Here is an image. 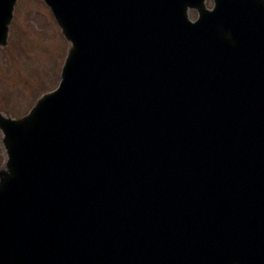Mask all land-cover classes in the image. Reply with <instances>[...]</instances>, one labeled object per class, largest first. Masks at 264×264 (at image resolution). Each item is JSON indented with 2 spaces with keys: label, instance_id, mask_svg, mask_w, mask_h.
<instances>
[{
  "label": "water",
  "instance_id": "water-1",
  "mask_svg": "<svg viewBox=\"0 0 264 264\" xmlns=\"http://www.w3.org/2000/svg\"><path fill=\"white\" fill-rule=\"evenodd\" d=\"M44 1L70 48L55 91L20 119L0 115L7 155L0 169V240H7L0 244V264H264V83L250 75L242 56L245 49L256 58L264 54V0H213L212 10L204 0ZM15 2L0 0L1 46ZM108 6L126 10L132 21L103 17ZM189 8L198 11L194 22ZM212 24L231 37L240 63H230L232 75L221 60L210 63L220 70L214 97L227 111L215 120L243 133L235 152L228 151L232 144L222 150L226 133L198 127L204 117L191 129L180 123L179 111L195 113L198 107L172 81L154 74L155 68V82L164 86L155 91L157 102L166 107L142 99L124 116L130 121L121 130L117 107L90 98L113 73L116 62L107 55L121 53L118 45L135 58L138 43L125 42L127 29L137 42L163 46L175 65L202 57L211 47L206 34ZM84 29L98 34L82 46ZM98 36L103 51L97 47L88 60V46ZM98 59L108 64L93 76L90 64ZM203 64L191 70L198 77ZM92 81L95 88L87 91ZM128 87L134 90L127 96L134 98L139 87L135 81ZM70 89L76 95L71 100ZM121 91L119 104L126 101ZM102 132L106 136L96 137ZM197 135L204 138L195 146ZM109 143L122 148L116 153ZM153 172L155 179L148 177ZM161 179L165 187L154 189Z\"/></svg>",
  "mask_w": 264,
  "mask_h": 264
},
{
  "label": "bare ground",
  "instance_id": "bare-ground-1",
  "mask_svg": "<svg viewBox=\"0 0 264 264\" xmlns=\"http://www.w3.org/2000/svg\"><path fill=\"white\" fill-rule=\"evenodd\" d=\"M136 4H140V0H134ZM119 3V2H116ZM125 3V0L121 2V5ZM105 14H102L103 17H110L116 20H130L132 21V17L130 14L125 12L119 11L117 13L116 11L114 12L113 7H105ZM118 19H117V18ZM132 25V24H131ZM213 28V24L211 25ZM126 27L125 26H118L119 31L124 30ZM83 35L86 37V41H83L81 45L83 46L86 42L88 44L89 42H92L91 40L96 36L97 30H94L91 32V29H89L88 32L84 30ZM224 31L214 28L211 30V32L207 33L206 35L209 37V41L211 44V47L207 50L205 49V52L202 53V57L199 58V56L194 59H186V60H176L175 65L170 64L169 57H165L164 55V48L161 45H156V44H143L140 42L135 41L134 36L131 34L130 30L127 29L126 32L124 33V40L128 45H131L132 43H138L137 48L135 50H132L134 56H129L127 54V50L129 48L127 46H122L118 45V51L121 53H115V54H110L107 55L110 58H112L113 62H116L113 64L114 70L111 75L106 76L105 78L101 79L102 86L99 89L98 92H93V95H91V99H93L96 102L103 101L106 102V106H114L117 107V115L118 118L115 120L121 130L122 127L126 124L129 123V119H125L126 115L130 112H133L136 108L140 107L141 103L143 100L147 103L150 100V104L153 105L156 108L162 109L165 108L166 106H162L160 103H158V99L160 95L155 92L157 88L161 90V84H156V80L153 77L151 71H153V68L156 69L157 75L163 76V80L166 81H172L173 86L175 89L179 90V93H182L185 91L186 96H188L190 101H193L195 103L196 107H198L197 110H195V113H190V111L187 108L182 109V111H179L181 113L180 117V123L182 125H186V128L191 129L193 125H195L197 121L201 120V117H204L203 120L199 123V128L203 127L204 125L207 126V128L204 131L209 130L210 132H213L216 135H220L221 133H226L228 135V140L221 142V147L222 150L226 151L227 146L229 144L233 145V148L228 151H236L237 145H238V138L243 135L242 132L240 131H235V129H232L230 127L223 126L219 120H215V117L219 113H226L227 111L223 109L222 107L224 106V102L221 100L215 99L219 95V88H220V83L217 84V79L216 76H218L219 71L218 68L212 69L210 66V63L212 64H217L221 60V64H223V71H226V75L234 73V67L233 65H230L232 61H234L236 64L239 60L237 59L238 57H235L234 54L232 53L233 49L231 46L230 41V36L228 37ZM101 36H98L97 42L95 44L89 45L87 49V57L88 60H94L95 52L98 50V41H100ZM104 46H100L99 50L103 51ZM208 48V47H207ZM227 51V52H226ZM253 55H256L253 53ZM252 55V53L248 52L246 49L243 50L242 56L245 58V65L244 67L247 68V71L250 70V75L257 79L260 80L262 83H264V54H262L261 58H256ZM258 56V55H257ZM191 57V56H190ZM240 57V56H239ZM195 60V64L193 62ZM145 63V64H142ZM127 63V65H126ZM204 63V64H203ZM108 63H105L101 60H96L93 62V64H90V69L91 72L93 73V76L95 75V71L101 72L104 70V68L107 66ZM203 64L201 67L197 69L199 72V77L197 74H195L193 71H191L194 67H197L198 65ZM132 67H131V66ZM257 66H260L261 68H258ZM131 67V68H130ZM165 67L167 71H164ZM179 67V68H178ZM150 71H149V70ZM190 72V73H189ZM135 81V84L139 89L135 92L134 98L128 97L126 93L132 92L134 88H130L128 86L132 85V83ZM183 81V82H182ZM182 85H179L181 84ZM156 84V85H155ZM184 84V85H183ZM178 85V87H177ZM95 88L94 82L92 81L88 83L86 90H92V88ZM123 87V92H125V103L119 104L118 100L120 98V95L122 94V91L120 92V88ZM183 88V89H182ZM127 92V90H129ZM69 99L71 100L73 97H75V91L69 90ZM147 95V98L144 96ZM216 96V97H214ZM209 97V98H207ZM207 99V101L205 100ZM157 102V103H156ZM170 106V105H168ZM179 109H181V105L178 106ZM228 111L230 110V107H227ZM122 114V116H121ZM254 115H256L254 113ZM125 116V117H124ZM219 117V115L217 116ZM254 122V121H253ZM221 123V124H220ZM164 125V124H162ZM226 125V124H224ZM249 125H252L251 121L249 120ZM150 127L155 126V124L151 123L148 125ZM218 126V127H217ZM211 127V129L209 128ZM236 128V126H233ZM159 128L162 129L161 126ZM214 129V131L212 130ZM153 130V129H152ZM150 130V132L152 131ZM99 132V131H98ZM97 132V133H98ZM143 133V131H141ZM96 133V134H97ZM184 134H186L184 132ZM103 135L106 136L104 132L100 133L99 135H96V137H101L103 138ZM152 137V136H151ZM204 137L200 136H194L193 139H196L195 143L197 145L200 144ZM121 142L120 140L118 143ZM142 142V141H141ZM110 144V143H109ZM137 145L140 144L139 142L136 143ZM114 151L118 153V150L122 148L121 144L120 146L116 147L110 144ZM102 147L105 148L104 145ZM136 147V146H135ZM107 149V148H105ZM202 152H206V148L199 149ZM76 155L77 152H74ZM120 157H126L125 153H121L119 155ZM23 166V164H22ZM157 176V173L153 172V175H149L151 179H155ZM166 182L168 181L169 177L166 175ZM102 179H107L106 177H103ZM165 180L161 179L160 182H155L153 185L154 189L158 185V188H164L165 187ZM41 222V221H40ZM44 226V222H41V227ZM26 231V230H25ZM35 231V230H34ZM7 238V236H6ZM7 240L1 241V243H6ZM30 247H35L36 243H28Z\"/></svg>",
  "mask_w": 264,
  "mask_h": 264
},
{
  "label": "rangeland",
  "instance_id": "rangeland-1",
  "mask_svg": "<svg viewBox=\"0 0 264 264\" xmlns=\"http://www.w3.org/2000/svg\"><path fill=\"white\" fill-rule=\"evenodd\" d=\"M7 40L0 47V112L21 117L58 84L68 44L43 0H17ZM3 160L0 148V165Z\"/></svg>",
  "mask_w": 264,
  "mask_h": 264
}]
</instances>
